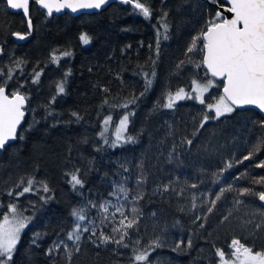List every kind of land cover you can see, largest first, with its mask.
I'll return each instance as SVG.
<instances>
[{
  "label": "trees",
  "instance_id": "1",
  "mask_svg": "<svg viewBox=\"0 0 264 264\" xmlns=\"http://www.w3.org/2000/svg\"><path fill=\"white\" fill-rule=\"evenodd\" d=\"M140 2L150 18L125 0L77 15H49L30 0L29 31L22 13L0 0V85L9 95L27 97L17 137L0 150V218L12 215L10 204L31 217L8 264H140L135 254L157 240L148 264H220L217 250L232 256L234 239L264 249V206L257 195L264 184L256 183L264 178L258 166L264 164V119L255 110L234 109L201 127L206 114L214 117L205 103L184 99L163 107L169 93L191 90L193 80H215L212 95L221 94L222 80L202 63V39L192 53L188 48L216 19L223 0ZM164 25L168 39L158 42ZM15 32L27 37L18 40ZM146 79L152 81L147 89ZM133 98L135 105L128 103ZM125 114L126 134L135 142L112 147L104 122L111 118L113 125ZM73 174L82 186H73ZM29 178L35 183L23 193ZM229 185L232 191L213 207L210 201ZM244 188L252 194L241 197ZM81 208L86 219L79 221L77 251L67 234L75 226L73 209ZM121 220L136 223L125 229ZM125 230L124 244L101 242V233L114 241Z\"/></svg>",
  "mask_w": 264,
  "mask_h": 264
},
{
  "label": "snow or ice",
  "instance_id": "2",
  "mask_svg": "<svg viewBox=\"0 0 264 264\" xmlns=\"http://www.w3.org/2000/svg\"><path fill=\"white\" fill-rule=\"evenodd\" d=\"M37 2L48 10L49 13L52 12V2L53 0H37ZM107 0H65L64 3H60L56 8L59 11L61 8L68 7L73 11L77 8L80 9H100L105 5ZM127 3H133L135 9L139 10L145 18H150L152 12L145 3L140 2V0H125ZM230 7L227 11L232 14L231 18H226L222 12L216 13V19L212 20L207 24V28L203 31L200 36L194 37L192 40V46L188 48V52L192 53L197 43L202 39L203 41V64L207 66L208 71L213 77H224V88L223 95L216 101L215 104L207 105L209 112H215L214 117H210L206 114L201 121V127L210 118H220L226 113L233 112L235 105H257L262 111H264V0H227ZM7 3L13 9H23L25 14L28 13L29 0H7ZM166 15V14H165ZM219 21V22H217ZM29 29H31V20H28ZM167 25H164L163 35L157 32V41L161 39H168L167 35ZM18 39H24L25 37L19 33H13ZM80 40L87 44L89 43V38L86 34H81ZM64 55H69V53H64ZM53 59H56L53 56ZM16 67H19L17 63ZM179 67V65H178ZM11 71V69L9 70ZM39 73L35 74L33 82L39 77ZM152 75H155L153 71ZM9 79L11 77L9 76ZM193 89L195 95L188 94L184 92V89H179L175 94L169 93L167 102L163 105L164 108L172 109L176 101L184 99H196L201 104L204 103L202 94L208 92L209 87H211L212 82L209 81L207 85H201L196 80H193ZM152 86V81L146 79L145 88H150ZM58 93L64 92L63 83L57 85ZM5 86L0 85V149L5 147L6 142L15 139L17 137V126L21 124L24 118V106L27 97L21 95L19 91L14 92L11 98L5 94ZM143 95V93L141 94ZM107 103V101H105ZM129 104L135 105L136 98L129 100ZM123 108H127L128 104L122 105ZM51 115V113H49ZM72 116L79 119L77 113L73 112ZM107 118L105 123H108ZM130 115L125 114L121 117L119 122V127L116 129V138L111 142L112 147H116L118 144L123 143H134L135 137L127 135V127L129 124ZM104 136V133H101ZM105 143L108 140L105 139ZM190 145L191 140H187ZM251 153L245 156L244 159L247 160L251 157ZM229 164L227 167H231ZM264 167V164L258 165ZM35 181L32 178L27 180V187L23 188V193H28L32 190V185ZM71 183L73 186L83 185V181L78 177V175L73 174L71 176ZM258 184H264V178L257 181ZM195 187V185H192ZM165 191L168 190V186H165ZM43 191L48 192L49 188L47 185H43ZM121 192H124V188H120ZM226 191H232V186L229 185L228 188H222L220 194L217 196L216 200L210 201L213 207L216 205L217 201L223 196ZM23 193H18L23 195ZM12 193H9L11 195ZM252 194L250 188H244L240 190L239 195L241 197L245 195ZM259 200L264 202V191L257 193ZM42 200L47 202L48 198L41 197ZM195 200V198H193ZM103 211L107 212V207L104 205L100 206ZM196 204L193 203V208ZM84 209H73L72 216L75 217V226L68 232L67 238L76 246V250L79 251L78 242L81 239V228L82 225L79 221H84L86 219L84 215ZM117 211H120L118 208ZM135 212V209L132 210ZM213 208H209L208 212H212ZM8 212L11 213V219L8 214L3 216L0 220V264H8L12 259L18 240L20 239L21 231L26 227V225L31 220V217H25L18 212V206L15 204L8 205ZM127 219V217H125ZM197 220L200 219L199 216L196 217ZM227 219V217H225ZM136 221L128 220L125 225V220H121L120 224L125 225V229H131L135 225ZM203 226V225H202ZM89 229L84 228L83 231H88ZM114 231H120V229H114ZM93 234L95 232L93 230ZM129 235L128 231L125 230L120 235L119 240H112L108 235L101 233V242L110 243L114 242L118 245L124 244L125 238ZM61 241L54 245L55 248H60ZM139 243V242H137ZM127 246V245H124ZM159 240L154 241L148 250L144 252H137L134 256L136 262L140 264H148V252L155 247H159ZM190 246V242H189ZM180 245H177L179 248ZM232 251L231 255L235 258L234 261L225 260L224 252L217 250V255L224 261V264H264V252L254 251L252 248L245 247L244 244L240 243L239 240L234 239L232 241ZM64 249L69 252V246L64 244ZM50 249L49 251H51Z\"/></svg>",
  "mask_w": 264,
  "mask_h": 264
},
{
  "label": "water",
  "instance_id": "3",
  "mask_svg": "<svg viewBox=\"0 0 264 264\" xmlns=\"http://www.w3.org/2000/svg\"><path fill=\"white\" fill-rule=\"evenodd\" d=\"M5 1H6V3H7V0H5ZM118 1H120V0H107L106 4L103 5L100 9L104 8L105 6H107L108 4H110V3H112V2H118ZM206 1H209V0H206ZM36 2H37V0H36ZM64 2H65V0H53V2H52V12H51V13H49L48 10H47L46 8H44L42 5H40L38 2H37V5H38L39 8H41L42 10H44V11H45L47 14H49V15H60V14H62V13H64V12L69 13L70 15H77L78 13L95 12V11L100 10V9H80V8H77L76 11H73L71 8L64 7V8H61L59 11H57L56 8L59 6V4H60V3H64ZM29 3H30V0H29ZM7 6H8V9H9L10 11H15V12H20V13H22V15L24 16V18H25V20L27 21V24H28V20L30 19V18H29V6H28V13H27V14H25V12H24L23 9H19V10H17V9H13V8H11L10 5H9L8 3H7ZM228 7H230V4H228L227 0H223V4H221V5L218 6V11H219V12H222L223 15H224L226 18H229V19H230L231 16H232V14L229 13V12L227 11V8H228ZM28 29H29V26H28ZM31 29H32V27H31ZM31 29H29V31H31ZM24 37L26 38L27 36H24ZM25 38H24V39H25ZM17 39H18V38H17ZM18 40H21V39H18ZM203 55H204V54H203ZM203 65H204V64H203ZM204 68L206 69V71L208 72V74L211 75V73L208 71L206 65H204ZM211 76H212V75H211ZM212 77H213V76H212ZM213 78H215V79H217V80H222V81H223V86H222V88H221V92H222V94H223L224 79H225V78H224V77H213ZM5 94L8 95L9 98H11V96H12V94L9 95V94H7V92H6ZM20 94H21V93H20ZM21 95H22V94H21ZM26 105H27V101H26L25 106H24V112H25ZM233 108L236 109V110H243V109H252V110H255V111H256V112H257V113H258V114L264 119V111H262L257 105H235V106H233ZM22 121H23V119H22ZM22 121H21V123H22ZM20 125H21V124H20ZM20 125L17 126V130H18V128H19ZM13 140H14V139H12V140L6 142V144L12 142ZM6 144H5V145H6ZM0 150H1V149H0ZM263 191H264V188H263ZM258 203H259L260 205L264 206V202L260 201V200H259V197H258Z\"/></svg>",
  "mask_w": 264,
  "mask_h": 264
},
{
  "label": "rangeland",
  "instance_id": "4",
  "mask_svg": "<svg viewBox=\"0 0 264 264\" xmlns=\"http://www.w3.org/2000/svg\"><path fill=\"white\" fill-rule=\"evenodd\" d=\"M209 81H211L212 82V85H211V87H209V90H208V92H206V93H203L202 94V98L204 99V103L206 104V105H209V104H215L216 103V101L220 98V96H222L223 94H222V92H221V94H219V95H212V91L214 90V85L215 84H217L216 83V81L215 80H209ZM208 81V82H209ZM208 82L207 83H201V82H198L199 84H201V85H207L208 84ZM177 91H174V92H172V94H175ZM184 92L185 93H188V94H192L193 96L195 95V92H194V89H193V86H192V89L191 90H184ZM208 99V100H207ZM193 100H195V101H197V102H199L198 100H196V99H193ZM179 101H181V100H179ZM206 101V102H205ZM177 102V101H176ZM200 103V102H199ZM208 109V108H207ZM211 113L213 114V116H215V112H214V110L213 111H211ZM226 114H229V113H226ZM121 119V118H120ZM120 119L118 120V121H116L113 125L112 124H110V122H109V120H108V123H105L104 122V125H103V131L105 130H107V129H111V131H112V136H113V139L115 140V138H116V129L119 127V122H120ZM8 211V210H7ZM9 213V212H8ZM10 214V213H9ZM4 216V215H3ZM10 217V219H11V216H9ZM3 219V217L2 218H0V220H2ZM257 252H264V249H261V250H256ZM234 257L233 256H230V257H228V258H225V260H227V261H229V262H231V261H234ZM220 264H224V261H222L221 260V262H220Z\"/></svg>",
  "mask_w": 264,
  "mask_h": 264
}]
</instances>
